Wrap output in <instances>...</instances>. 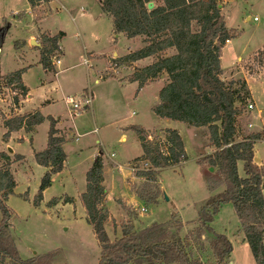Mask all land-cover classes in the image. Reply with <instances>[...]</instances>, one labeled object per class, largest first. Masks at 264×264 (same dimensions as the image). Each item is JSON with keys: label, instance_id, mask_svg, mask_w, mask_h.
<instances>
[{"label": "rangeland", "instance_id": "rangeland-1", "mask_svg": "<svg viewBox=\"0 0 264 264\" xmlns=\"http://www.w3.org/2000/svg\"><path fill=\"white\" fill-rule=\"evenodd\" d=\"M60 1L35 5L30 0H0V72L30 65L23 73V81L30 90L21 101L22 107H14L13 91L2 88L0 108L7 115L18 108L22 113L39 108L46 117L32 134L20 129L12 132L7 141L3 140L6 128L0 120V151L11 148L12 153L24 155L12 165L17 185L7 199L13 213L11 233L23 258L59 249L55 264H99V243L80 200L85 190L86 171L99 151L103 152L105 184L109 190L110 216L105 226L113 240L121 236L123 226L129 222L141 228L151 222L167 221L175 214L184 223L182 234L192 228L199 206L212 194L206 182V167H202L197 158L214 152L215 147L209 141L207 127L161 118L152 111L158 91L167 81L166 74L141 88L137 82L127 79L129 73L155 58H145L131 65L117 64L114 53L119 57L141 47L140 38L135 41L115 34L111 18L102 10L99 0ZM221 8L229 27L240 28V33L223 48L221 77L248 80L255 105L239 117V124L243 134L262 130L264 48H258L264 45V0H231L223 2ZM36 16L43 18L35 21ZM248 16L250 19H246ZM58 30L65 32L60 40L62 53L55 65L56 73L47 72L39 63L40 46L29 45L30 51L25 53L18 42L25 40L30 44L32 35L40 38V31L55 33ZM171 53L167 50L164 54ZM87 93L92 96L91 103L80 110L72 109L64 100L69 96L81 101ZM50 117L56 120L55 127L67 138L64 143L67 160L62 170L52 174L51 185L35 205L34 199L46 171L36 161L35 152L47 144ZM129 124L142 125L153 137L166 127L176 128L184 139L188 158L159 171L162 193L157 203L147 204L136 194L145 181L137 175V169H144L147 164L134 160L142 149L133 129L126 130L121 139L122 127ZM254 158L264 163V140L257 142ZM210 172H216V168ZM238 172L245 175L241 160ZM222 189L223 186H219L216 192ZM66 195L73 196L75 201L65 202ZM53 197L58 199L55 204L50 202ZM134 207L136 217L129 213ZM212 226L226 233L232 242L230 257L224 264H257L247 240L239 238L242 231L232 203L222 205ZM0 264L10 263L7 259Z\"/></svg>", "mask_w": 264, "mask_h": 264}, {"label": "trees", "instance_id": "trees-1", "mask_svg": "<svg viewBox=\"0 0 264 264\" xmlns=\"http://www.w3.org/2000/svg\"><path fill=\"white\" fill-rule=\"evenodd\" d=\"M99 1L111 18L115 34L135 41L140 38L143 44L115 57L117 64L131 65L155 57L129 73L127 79L137 82L141 88L162 74L167 76L152 111L161 118L207 127L209 141L215 147L214 152L197 158V162L206 167V182L212 194L199 206L192 228L182 234L184 223L175 214L167 221L151 222L141 228L129 222L123 226L121 236L113 240L105 226L110 213L106 205L103 152L99 151L86 171L85 190L80 194L86 220L101 250L99 264H224L230 257L232 242L226 233L216 231L212 223L225 203L233 204L256 263L264 264V165L254 162V146L264 139V131L242 133L239 117L247 111L251 99L247 80L221 77L223 48L229 39L240 33L227 24L219 6L225 0ZM149 2H153L152 8L148 7ZM64 34L63 31L53 35L42 33L38 38L41 43L39 63L47 72L56 73ZM21 42L18 43L22 45ZM167 50L172 53L164 54ZM29 67L0 72V90L13 91L14 107H19L29 94V87L23 81V73ZM12 113L7 115L0 108L1 124L6 128L4 141L20 129L32 134L46 118L39 108ZM50 119L47 144L35 152L38 164L46 168L35 205L51 185L52 174L62 170L67 160L64 151L67 138L55 127L56 120ZM124 129H133L140 141L142 153L134 160L147 164L144 169H137V175L145 181L136 194L147 204L157 203L162 193L159 171L188 158L184 139L179 130L172 127L160 130L161 134L155 137L142 125L129 124ZM23 158L21 153L0 151V262L8 259L10 264H55L59 249L23 258L12 237L13 213L7 199L17 185L12 165ZM239 160L243 161L244 176L238 172ZM210 166L216 168V172L211 173ZM219 186L223 189L216 192ZM74 200L69 195L64 198L65 202ZM57 201V197L50 200L52 204ZM129 213L137 216L135 207Z\"/></svg>", "mask_w": 264, "mask_h": 264}, {"label": "crops", "instance_id": "crops-1", "mask_svg": "<svg viewBox=\"0 0 264 264\" xmlns=\"http://www.w3.org/2000/svg\"><path fill=\"white\" fill-rule=\"evenodd\" d=\"M60 1V0H59ZM230 2L231 0H225L224 2L226 3V2ZM61 2V1H60ZM54 3V2H53ZM51 5H53V4H51ZM220 5H222V4H220ZM52 10H53V7H52ZM223 10V9H222ZM52 12V11H51ZM49 14V13H48ZM254 17H257V16H254ZM253 17V18H254ZM36 18H37V16H36ZM35 18V21H38V20H40V19H42L43 18V16H40L39 17V19H36ZM246 19H250V16H248ZM112 22V21H111ZM231 28H235V29H237V30H239L240 31V28L238 29V28H236L235 26H230ZM58 31H63V30H58ZM57 31V32H58ZM57 32H55V33H50V32H48V33H50V34H56ZM64 32V31H63ZM42 33H47L46 31H40L39 32V34H42ZM65 33V32H64ZM39 34H37V36H39ZM118 35V34H117ZM33 37L32 38H35L36 40L38 39V37H35L36 35H32ZM31 38V39H32ZM235 38V37H234ZM234 38H232V39H234ZM30 39V40H31ZM232 39H229L227 42H229L230 40H232ZM22 42V46L24 47V51H25V53H28L30 50H28V47H29V45H31V43L30 44H28V43H26V41L25 40H21ZM38 41V40H37ZM39 42V41H38ZM226 42V43H227ZM21 46V47H22ZM41 47V46H40ZM60 48H61V45H60ZM261 48H264V45L262 46V47H260V48H258V49H261ZM258 49H256V50H258ZM255 50V51H256ZM61 51H62V48H61ZM254 52V51H253ZM252 53V52H251ZM25 55H27V54H25ZM116 55H117V52H115L114 53V57H116ZM60 56L61 55H59V58H60ZM89 56H92L91 54H89ZM21 57V56H20ZM57 62H58V60H57ZM56 62V63H57ZM24 66H27V65H22L21 67H24ZM20 67V68H21ZM247 80V79H246ZM247 83H248V80H247ZM250 89V88H249ZM30 90V89H29ZM250 92H251V90H250ZM250 100H252V102H250V103H252L253 105H255V100L253 99V97H252V93H251V99ZM24 101V100H23ZM158 101V99L153 103V105L156 103ZM23 102H21V104H20V107H22V104ZM153 105H152V107H153ZM151 107V108H152ZM30 111V110H29ZM16 112H19V113H22L21 111H20V108H18V110H16ZM127 129H124V127H122V134H121V139H124V135H125V131H126ZM263 131H264V129H262ZM264 140V139H263ZM258 141H260V140H258ZM257 141V142H258ZM257 142L255 143V146H254V154H255V151H256V144H257ZM93 162V161H92ZM254 162L255 163H257V164H263L264 165V163H262V162H258L255 158H254ZM104 174H105V172H104ZM104 184H105V181H104ZM105 186H106V192H107V196H106V205L108 206V204H107V202H108V193H109V190H108V188H107V185L105 184ZM82 193V192H81ZM75 201V200H74ZM135 203V202H134ZM109 207V206H108ZM85 213H86V211H85ZM85 217H86V214H85ZM114 217V216H113ZM106 228H107V225H106ZM239 229H240V227H239ZM107 230V229H106ZM108 232V231H107ZM238 233H240V231L238 230ZM243 233V232H242ZM239 234V236H242V237H239V238H241V239H243V240H241V241H244V239H245V237H244V233L243 234Z\"/></svg>", "mask_w": 264, "mask_h": 264}, {"label": "built area", "instance_id": "built-area-1", "mask_svg": "<svg viewBox=\"0 0 264 264\" xmlns=\"http://www.w3.org/2000/svg\"><path fill=\"white\" fill-rule=\"evenodd\" d=\"M48 1H53V0H33L32 3L35 4V5H38V4L46 3ZM254 19H257V17H254ZM64 100L69 105V107H71L72 109H74V110H80L83 107L88 106L91 103L92 96H91L90 93H87V94H84L83 99L81 101L80 100L72 99L69 96H66L64 98ZM253 106L254 105L252 103H249L248 106H247V110L252 109ZM251 125L252 124H250V126Z\"/></svg>", "mask_w": 264, "mask_h": 264}, {"label": "water", "instance_id": "water-1", "mask_svg": "<svg viewBox=\"0 0 264 264\" xmlns=\"http://www.w3.org/2000/svg\"><path fill=\"white\" fill-rule=\"evenodd\" d=\"M153 5H154L153 2H149V3H148V7H149V8H152ZM219 6L221 7V5H219ZM30 43H31V45H34V46H41V43L38 42L35 38H32V39L30 40ZM9 152L12 153L13 150L10 148V149H9ZM213 169H214L213 166H210V167H209V170H210V171H213Z\"/></svg>", "mask_w": 264, "mask_h": 264}]
</instances>
